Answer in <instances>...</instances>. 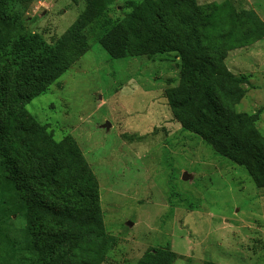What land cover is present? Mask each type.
Instances as JSON below:
<instances>
[{
  "label": "rangeland",
  "instance_id": "obj_1",
  "mask_svg": "<svg viewBox=\"0 0 264 264\" xmlns=\"http://www.w3.org/2000/svg\"><path fill=\"white\" fill-rule=\"evenodd\" d=\"M106 1L132 31L136 6L158 0ZM197 2L248 35L226 63L248 79L235 109L259 112L264 136V0ZM22 3L26 29L58 43L65 68L27 108L56 141L71 138L91 166L108 236L101 264H148L157 248L174 252L168 264H264V187L174 116L169 90L181 58L142 53L133 36L129 55L112 58L98 25L78 20L85 0ZM8 223L11 234L26 226L21 215Z\"/></svg>",
  "mask_w": 264,
  "mask_h": 264
},
{
  "label": "trees",
  "instance_id": "obj_2",
  "mask_svg": "<svg viewBox=\"0 0 264 264\" xmlns=\"http://www.w3.org/2000/svg\"><path fill=\"white\" fill-rule=\"evenodd\" d=\"M22 1L0 0V264H101L108 236L91 166L71 138L56 141L27 108L65 68L60 45L26 29ZM85 1L78 20L98 25V41L112 58L129 55L131 36L142 53L181 58L179 83L169 90L174 116L217 152L246 165L264 187L259 112L235 109L248 79L226 63L248 35L218 24L215 10L197 0L136 6L132 31L109 15L106 0ZM11 215L26 221L15 234ZM173 257L169 248H157L142 263L168 264Z\"/></svg>",
  "mask_w": 264,
  "mask_h": 264
},
{
  "label": "water",
  "instance_id": "obj_3",
  "mask_svg": "<svg viewBox=\"0 0 264 264\" xmlns=\"http://www.w3.org/2000/svg\"><path fill=\"white\" fill-rule=\"evenodd\" d=\"M107 125L109 126L110 125V122H107ZM184 178H186V175H184ZM130 223H132V222H130Z\"/></svg>",
  "mask_w": 264,
  "mask_h": 264
}]
</instances>
